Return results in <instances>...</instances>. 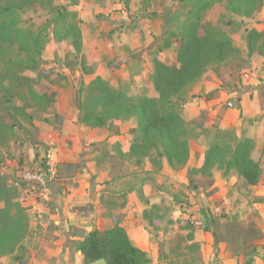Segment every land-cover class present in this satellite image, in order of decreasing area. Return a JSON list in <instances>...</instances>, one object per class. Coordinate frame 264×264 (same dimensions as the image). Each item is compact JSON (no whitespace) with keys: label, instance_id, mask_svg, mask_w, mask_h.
I'll list each match as a JSON object with an SVG mask.
<instances>
[{"label":"rangeland","instance_id":"rangeland-1","mask_svg":"<svg viewBox=\"0 0 264 264\" xmlns=\"http://www.w3.org/2000/svg\"><path fill=\"white\" fill-rule=\"evenodd\" d=\"M26 1L0 0V6L16 4L21 26L39 27L50 15L46 9H33L28 3L21 4ZM51 1L66 8L67 25L77 26L83 32L82 46L84 43L87 53L83 50L82 53L86 63L90 60L93 65H86L88 70L82 71L79 67L80 53L75 52L71 38L57 41L50 35L38 71L23 72L28 80L24 84L19 81L14 84L11 104L22 106L31 118L11 109V114L24 129L0 147V173L18 181L19 201L27 207L29 230L21 240L20 248L0 256V264H29L34 244V248L46 246L52 238L59 237L53 231L58 229L59 210H62L65 201L62 196H50L48 185L51 184L61 187L63 194L70 196L71 202L83 197L93 210L100 208L101 218L111 221L109 226L141 216L154 251L152 257L147 254L157 264L203 263V256L211 257L213 250L218 249V239L223 238L228 239L236 253H247L253 247L256 249V242L264 235L252 220L254 210H257L252 203H263L260 202L262 199L252 194V189L245 186L234 172L226 177L232 185V189L228 190L219 186L212 188L213 172L218 170L221 175L220 169H213L211 177L193 171L201 165V155L210 142L208 130L199 137L189 139V157L182 166L171 167L164 159L161 167L153 166L147 159L141 166L133 165V160L125 155L128 150H125L130 147L133 138L130 129L137 125L134 118L114 120L110 127H101V132L107 135L104 139L81 140L78 134L74 139L81 152L73 162L51 159L54 143L48 139L49 135L61 132V112L65 115L78 114L75 106L78 90L81 87L85 94L86 85L97 76L93 77L99 63L104 68L99 69L98 76H110L115 87L132 95H154L150 80L152 58L177 64L179 40L167 34L176 31L183 19L178 18L170 24L165 18L182 12L184 3L180 0H165L162 5L159 0ZM221 11L220 6L214 5L204 15L203 21L214 22ZM232 19L228 32L234 44L245 51L242 32L248 18L233 15ZM129 43L136 47L130 49ZM16 52L17 49H14L13 54ZM243 69L228 61L207 70L205 76L209 78L214 73L221 78L230 75L235 79ZM199 82L201 85L204 81ZM191 91L190 86L184 91L185 99L181 104V113L188 121ZM71 107L74 112H71ZM4 112L1 110V113ZM195 120L201 123L202 115ZM47 144L51 145L49 154L45 152ZM67 146L72 150L76 148L69 140ZM37 153L40 154L39 160L41 157L46 160L47 171L39 168L34 161ZM38 174L42 176V182L33 178ZM221 191L226 193L224 198L218 197ZM128 202L132 204L129 212L123 210ZM248 205L251 208L246 207ZM75 208L84 212L86 205H75ZM107 225L108 222L105 223ZM40 231L42 244L34 236ZM196 231L207 233L211 238L203 245L194 242ZM210 262L218 264L213 259Z\"/></svg>","mask_w":264,"mask_h":264},{"label":"trees","instance_id":"trees-1","mask_svg":"<svg viewBox=\"0 0 264 264\" xmlns=\"http://www.w3.org/2000/svg\"><path fill=\"white\" fill-rule=\"evenodd\" d=\"M180 1L184 3V10L174 17L168 15L165 18L170 24L178 18L183 19L176 31L167 34L179 40L177 64L152 58L150 80L155 95L128 94L97 75L86 85L85 94L81 87L78 90L75 98L78 122L91 128H101L110 127L114 120L134 118L137 125L130 129L133 138L125 155L133 160L135 166L143 165L145 159L155 167H161L163 159L171 167L182 166L189 157V139L208 130L210 142L201 165L193 171L211 177L213 169H220L223 178L234 172L245 186L256 185L261 179L262 167L261 162L251 156L255 141L244 135L237 137L233 130L207 128L203 122L196 123L195 119L188 121L181 113V104L185 99L184 91L212 67L232 61L238 69H245L254 54L264 56V31L247 30L243 36L245 51H242L234 44L227 29L233 23V15L254 18L264 0ZM164 2L159 0L160 5ZM27 3L33 9H46L50 17L39 27L23 28L16 4L0 6V147L24 129L11 114V109L31 118L22 106L11 104L13 88L17 81L24 84L28 80L23 72L38 71L50 35L57 41L70 37L75 52L80 53L79 67L84 72L88 70L82 53L81 29L66 24V8L53 4L51 0H27L21 4ZM214 5L222 10L216 20L203 21L204 15ZM14 49H17L15 54ZM1 110L5 112L1 113ZM50 148L51 145L47 144V154ZM39 155L35 154L34 161L47 171L49 166L44 157L39 160ZM18 184L17 180L0 173V256L20 248V242L29 230V215L27 207L19 201ZM78 249L85 264L100 259L106 264H152L147 252L131 242L119 223H113L104 230H91L78 244ZM255 252L254 247L247 252L245 264H251Z\"/></svg>","mask_w":264,"mask_h":264},{"label":"crops","instance_id":"crops-1","mask_svg":"<svg viewBox=\"0 0 264 264\" xmlns=\"http://www.w3.org/2000/svg\"><path fill=\"white\" fill-rule=\"evenodd\" d=\"M245 23H247V25H245L242 32L244 35L249 29L264 31V3L260 12L257 13L254 18L245 19ZM128 45L130 49L136 47L131 43ZM82 50L87 53V48L84 43ZM86 65L92 66L93 63L88 60ZM98 65L99 69L101 67L102 69L104 68L100 63ZM123 65H126V63H123ZM99 69L95 70L96 73L93 77L95 75H100ZM206 73L192 86L190 103H188V106L190 105L189 119H196L198 116L202 115L203 125L207 128L217 127L220 129L233 130L237 137L244 135L255 141V147L251 156L254 160L261 162L262 176L256 185L248 186V188L252 189V194L262 199L260 202L263 203H252L257 209L254 210L255 208H253L254 214L252 220L264 235V56L254 54L249 60L248 66L243 69L241 75L235 79L230 75H225L223 76L224 78H221L214 73H211L212 75L207 78V76H205ZM109 78L110 76L103 77V79L107 81H110ZM200 80L204 81L201 85H199L201 83L199 82ZM110 82L114 85L112 80ZM71 109V112H74V108L71 107ZM61 116V132L55 133L53 136L50 134L48 138L54 143V147L51 148V159L54 161H74L75 157L81 152V148L77 146L75 143L76 139H74L78 134H80L81 140L88 139L90 141L107 137L106 134L101 132V128H91L79 123L77 113L65 115L61 112ZM184 118L187 120L185 116ZM68 140L74 142V147H76L74 150L67 146ZM84 150H86V148H84ZM127 150H129V147L125 151ZM202 160L203 153L200 158L201 163ZM213 179L212 188L219 186L224 189L228 188V190L232 189L231 182H229L227 178H222L218 170L213 172ZM48 191L52 198H55V196L61 198L62 196L65 201L62 210H59L60 213L57 219L58 229L53 231L54 235L59 234V237L57 239L52 238L49 241L50 244L46 246L40 245L38 248H34V244L31 248L32 254L29 264H85L84 257L78 249V244L84 239L88 232L95 228L104 230L109 227L111 221L109 219L103 220L99 213L100 208L93 210L90 204L85 202L83 197L76 198V201L71 202L70 196L64 195L61 191V187L57 188L53 184L48 185ZM225 194L224 191H221L218 197L224 198ZM75 205L78 207L86 205L85 211L82 212L78 208L73 209ZM131 205L132 204L128 202L123 210L129 212L132 210ZM250 205L246 207L251 208ZM137 218L138 217H134L133 219L130 217V219L123 220L119 224L126 230L131 242L138 248L148 252L152 257L154 251L152 250L153 245L148 237L149 233L144 227L142 217L140 216L139 219ZM242 219L243 218H240V220ZM41 222L42 221H39L38 223ZM106 222H108L107 226H105ZM77 229H79V231ZM40 233L41 231L34 234V236L36 235V238L40 241V244H42L43 240L39 239ZM211 235L213 236V233H211ZM209 238H211L209 234L196 231L193 241H198L203 245L204 242L209 241ZM255 251L251 264H264V236L256 242ZM246 254L247 253H243L242 251L237 253L234 252L227 238L218 239V249L216 248L213 250L211 257H209V255H204L203 263H201V261L199 264H208L212 259L218 264H243V259L246 258ZM53 259L56 260L54 261ZM151 263L157 264V262L155 261L154 263L153 260ZM211 263L212 262H210V264ZM88 264L106 263L104 260L100 259Z\"/></svg>","mask_w":264,"mask_h":264},{"label":"built area","instance_id":"built-area-1","mask_svg":"<svg viewBox=\"0 0 264 264\" xmlns=\"http://www.w3.org/2000/svg\"><path fill=\"white\" fill-rule=\"evenodd\" d=\"M33 178H35L38 182H42V176L41 175H33ZM217 211L220 210V208H216Z\"/></svg>","mask_w":264,"mask_h":264}]
</instances>
